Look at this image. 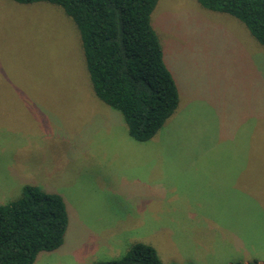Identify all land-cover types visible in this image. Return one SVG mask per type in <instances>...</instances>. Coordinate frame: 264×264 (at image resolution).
I'll use <instances>...</instances> for the list:
<instances>
[{
    "label": "rangeland",
    "instance_id": "rangeland-1",
    "mask_svg": "<svg viewBox=\"0 0 264 264\" xmlns=\"http://www.w3.org/2000/svg\"><path fill=\"white\" fill-rule=\"evenodd\" d=\"M151 24L178 89L147 141L93 92L61 7L0 0V202L24 184L62 195L63 243L33 264L120 258L264 264V46L197 0H157Z\"/></svg>",
    "mask_w": 264,
    "mask_h": 264
},
{
    "label": "trees",
    "instance_id": "trees-1",
    "mask_svg": "<svg viewBox=\"0 0 264 264\" xmlns=\"http://www.w3.org/2000/svg\"><path fill=\"white\" fill-rule=\"evenodd\" d=\"M13 1H46L72 19L93 92L120 112L131 138L151 139L173 115L178 89L151 24L157 0ZM197 1L241 21L264 46V0ZM68 222L61 194L24 184L19 197L0 202V264H33L40 251H52L63 243ZM93 264L162 263L152 245L136 241L120 258Z\"/></svg>",
    "mask_w": 264,
    "mask_h": 264
}]
</instances>
